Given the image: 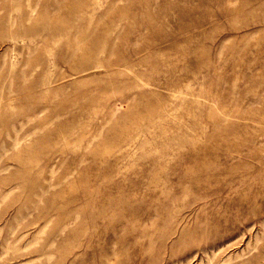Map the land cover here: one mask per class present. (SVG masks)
Returning a JSON list of instances; mask_svg holds the SVG:
<instances>
[{
    "label": "rangeland",
    "instance_id": "rangeland-1",
    "mask_svg": "<svg viewBox=\"0 0 264 264\" xmlns=\"http://www.w3.org/2000/svg\"><path fill=\"white\" fill-rule=\"evenodd\" d=\"M31 260L264 264V0H0V264Z\"/></svg>",
    "mask_w": 264,
    "mask_h": 264
},
{
    "label": "bare ground",
    "instance_id": "bare-ground-1",
    "mask_svg": "<svg viewBox=\"0 0 264 264\" xmlns=\"http://www.w3.org/2000/svg\"><path fill=\"white\" fill-rule=\"evenodd\" d=\"M44 229V224L43 225H41V228H40V230H43ZM34 251H36L37 253L39 252L40 253V250H34ZM30 253H32V251H30V252H25V255H27V256H29V254ZM39 253H38V256H41V255H39ZM24 255V254H23ZM31 258V257H30ZM29 263L30 264H36L33 260H31V261H29Z\"/></svg>",
    "mask_w": 264,
    "mask_h": 264
}]
</instances>
